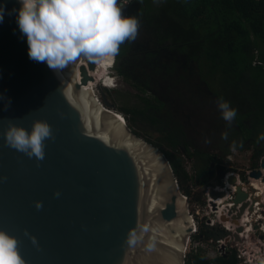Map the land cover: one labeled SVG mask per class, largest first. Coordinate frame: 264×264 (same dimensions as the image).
<instances>
[{
	"label": "water",
	"instance_id": "1",
	"mask_svg": "<svg viewBox=\"0 0 264 264\" xmlns=\"http://www.w3.org/2000/svg\"><path fill=\"white\" fill-rule=\"evenodd\" d=\"M0 5V229L17 238L26 264H186L194 218L166 153L124 126L105 98L103 107L90 96L95 62L79 57L57 74L29 59L16 21L20 0ZM36 119L54 133L42 161L9 147L3 135L9 120L30 131ZM228 183L236 185L231 200L213 187L209 196L232 203L238 218L262 199L235 175ZM204 229L217 240L232 234Z\"/></svg>",
	"mask_w": 264,
	"mask_h": 264
},
{
	"label": "trees",
	"instance_id": "2",
	"mask_svg": "<svg viewBox=\"0 0 264 264\" xmlns=\"http://www.w3.org/2000/svg\"><path fill=\"white\" fill-rule=\"evenodd\" d=\"M132 4H136L137 8H130ZM128 11H137V19L149 31L134 52L137 62L140 65L148 63L150 68L157 69L164 65L158 58L179 54L184 56L185 63L190 67L196 64L201 81L208 84L219 99L229 102L236 109L235 122L244 133L243 137L254 138L256 165L264 155V141L257 142V137L264 133V0H131ZM130 42L121 44L124 51L130 49ZM172 61L171 71H176L178 63L175 59ZM139 64L136 68L145 70L144 76L152 83L153 75ZM122 70L119 71L118 67L121 75L125 74ZM179 76L186 78L185 75ZM109 80L111 83L107 82ZM107 81L101 84L110 88L115 85L114 77ZM138 84L147 89L151 87L146 82ZM140 97V106L121 108L126 116L129 115L128 121L134 125L142 121L153 126L164 133L162 144L178 150L183 144L181 137L185 135L181 120L177 121L179 127L175 123L173 126L168 123L162 125L156 112L162 106L160 100L152 98L154 96ZM241 144L237 143V148L245 147ZM164 151L185 195L191 201L204 204V190L189 196L191 192L186 184L191 179L195 184H204L200 179L209 169L206 154L200 156L199 152L192 153L187 149V155L194 156L198 161L194 165L195 176H192L186 172L178 154ZM202 232L205 233V230ZM186 264H238V259L233 253L211 260L199 251L189 254Z\"/></svg>",
	"mask_w": 264,
	"mask_h": 264
},
{
	"label": "clouds",
	"instance_id": "3",
	"mask_svg": "<svg viewBox=\"0 0 264 264\" xmlns=\"http://www.w3.org/2000/svg\"><path fill=\"white\" fill-rule=\"evenodd\" d=\"M20 5L15 10L16 21L21 34L27 38L29 59L46 62L57 74L81 56L95 63L113 58L109 68L115 69L113 65L117 62L121 44L134 41L140 27L135 16L122 14L118 0H20ZM4 12V6L0 5V22ZM10 104L8 98L5 110ZM217 107L230 127L237 115L236 109L222 98ZM3 135L9 147L37 161L45 157V140L54 139L51 125L41 119L33 121L30 131L9 120ZM222 139H228L227 132L222 134ZM259 141H264V133L257 137ZM230 147L235 151L237 142L233 141ZM55 195L59 197L60 193ZM42 206L41 201L35 202L37 209ZM31 240L34 245L37 243L35 236ZM18 244L15 236L0 229V264H26Z\"/></svg>",
	"mask_w": 264,
	"mask_h": 264
},
{
	"label": "rangeland",
	"instance_id": "4",
	"mask_svg": "<svg viewBox=\"0 0 264 264\" xmlns=\"http://www.w3.org/2000/svg\"><path fill=\"white\" fill-rule=\"evenodd\" d=\"M130 8L136 9L137 8L136 4L135 5L132 4ZM138 15L139 14L137 11L134 12L128 11L127 13V16H135L136 18L138 17ZM146 28L147 26L140 22L137 38L130 45V49H128L129 51H131V47L137 48L135 44L140 43L141 41L143 42V40L146 37V34L149 35V31H147ZM141 31L143 33H141ZM138 39L140 40L138 41ZM164 56L165 55L160 57L161 59L158 58L159 62L161 61V63L164 64L163 66L161 65L160 68L159 67H157V69L155 68L156 70L154 72L151 70L152 68H149L148 72L154 76L153 78L155 79V81L150 83V81L146 77L141 78L140 81L142 82L146 81V83L151 84L155 92H158L160 90V94L162 92L161 91L162 87L168 85L169 86L168 96L171 97V102L175 109H172L171 106L165 107L164 117L166 119H170L172 113L177 112L178 115L174 123H176L179 120H181L183 124L189 123L190 126H187L188 128L184 126V129L188 130L187 133L190 136L189 139H193L194 142H196L202 149H209L210 152L214 151L223 155V152L228 146L225 143L219 145L217 138L218 136H221L224 132H226V130L229 131L231 126L229 127L227 122L222 118L221 111L217 107V102H214V99H212L211 97L204 98L202 96V93H200L202 92V86L203 89H206V87L204 84L205 82L203 83V81H201L199 75V67L196 66V64L195 65L191 64V67L190 65H187L185 63L186 60L183 55L171 54L169 56H165V57ZM155 57L157 58V56ZM174 59L178 63L176 67L177 70L171 71V67H172L171 63L174 62L172 61ZM113 66L115 67L116 64L114 63ZM108 71L109 70L107 69V74L100 83L96 85L92 83L91 89L94 94V97L98 100V102L101 103L103 106H105L104 103V98H105L107 102H109L112 105L113 111L122 114L124 116L126 120V124L129 125L132 130L139 133L138 134L139 136L151 142L153 145L160 148L161 150L163 151L168 150L170 154L173 153L178 154L179 158L182 161L183 167H185L186 172H188L189 175L195 176L194 165L196 163L195 162L196 158L193 156L192 159V157L188 156L186 150L183 148V145H181L178 150H173L170 148V146L168 147L166 144L164 143L162 144V138L164 136L163 132H160L158 129L154 128L153 126L147 125L142 121H140L138 125L131 124L130 121H128L129 115L126 116L122 111L121 108L123 107H131L138 105L140 106L142 104V100L140 96L143 97L152 96V94L148 92V89L139 86V84L136 83L134 84L131 80L123 79L121 75H117L118 72H116L115 69H110V72ZM167 72L170 74L168 78L169 80H167L166 76L164 75L166 74L168 77ZM179 74L183 76L185 75L186 78L183 79V77H180ZM112 77L115 78V83H114L115 86L113 88H105V86L101 83L103 81H107L108 79H111ZM199 83H201V85L198 87ZM208 89L209 88L207 87V90ZM219 114L221 116L220 120L218 118ZM231 125L236 126L234 124V121L232 122ZM204 134L206 135L204 136ZM203 137H207V140L204 141ZM222 140L227 143L230 141L229 137L227 140L225 139ZM236 142L239 143V141ZM240 143H243V141ZM246 144H249V142H246ZM189 149L191 150L192 147L190 146ZM240 149L244 150L243 151L244 153H239L237 157L235 156L234 163L232 161H229V159L228 161L220 160L221 162L224 161L227 170L233 171V170H237V168H242L243 166H245L243 164L249 161L248 159L249 156L251 155L253 145L249 144L248 147L246 145L245 147ZM231 151L232 150L230 149V152ZM226 154H229V152L224 153L225 157ZM258 161L260 163L261 157ZM258 168H254L253 171H258L259 170ZM200 180L201 181L208 180L209 186L207 184L206 185L195 184L194 181H192L191 179L186 184L187 188H189L191 192L189 196L195 194L197 191L202 192L204 190L203 195H205V197L207 198L206 194L207 192H209V189L211 187L214 188L215 185L219 184V182H217L218 180L214 178L212 179L207 178L206 175H203ZM206 181H204V183ZM182 189L181 191L185 195L184 193L185 191ZM189 203H190L189 208L191 212L193 211L199 212L201 216H203L205 213H209L210 216H213L210 213L209 208H206V204H205L206 202L204 204L196 203L194 201H191L189 198ZM245 213H247V210H245L244 213H242V215H245ZM225 218H227V213L225 214Z\"/></svg>",
	"mask_w": 264,
	"mask_h": 264
},
{
	"label": "built area",
	"instance_id": "5",
	"mask_svg": "<svg viewBox=\"0 0 264 264\" xmlns=\"http://www.w3.org/2000/svg\"><path fill=\"white\" fill-rule=\"evenodd\" d=\"M129 2L130 0H121L119 3L122 8H126ZM84 58L86 57L81 56V60H84ZM263 160L264 155L261 157V161ZM248 172L250 173L252 170ZM235 175L238 177L237 182L242 183L245 187L246 183L240 180V174L235 173ZM260 182H262V178ZM222 189L227 191L228 200H231L235 196V185L228 186V188L224 186ZM258 191L262 192L261 197L263 196V199L260 201L257 199L253 210L251 212L247 210V213L241 215L239 218L237 217L239 213L233 209L232 203L229 204L227 210L222 211L223 203L220 202L221 199H212L208 192L206 208H209L213 216H210L209 213L201 216L199 212H191V216L194 218V228L188 239L186 258L189 254L199 251H202L205 257L211 260L222 255L234 253L237 256L238 264H264V185ZM260 193L257 192L256 196H259ZM240 207L241 205L238 206V208ZM226 213L227 218H225ZM205 224L216 227V233L231 231L232 234L217 240L208 235L204 229ZM239 228H242V231L238 232ZM203 229L205 233L202 232ZM235 234H239L240 239H236Z\"/></svg>",
	"mask_w": 264,
	"mask_h": 264
},
{
	"label": "flooded vegetation",
	"instance_id": "6",
	"mask_svg": "<svg viewBox=\"0 0 264 264\" xmlns=\"http://www.w3.org/2000/svg\"><path fill=\"white\" fill-rule=\"evenodd\" d=\"M127 13L128 12L126 10V14H125L126 16H127ZM138 41H139V39H138ZM132 43H133V41H131L129 43V47H130V45ZM135 45H136V47H138V43H136ZM123 49H124V47H123V45H121L120 46V51H119L120 52L119 53V58L117 57V62H116L115 70H116V72H118V67H119V71H121L123 69L122 72L125 73V74L121 75L118 72V75H121L123 79L131 80L134 84L135 83L138 84V83L142 82V81H140V79L145 77L144 75L146 74V72H145V70L136 68V64H139L137 62V58L136 59L134 58L135 57L134 56V52L136 51V48H132L131 47V51H129L128 49L124 51ZM139 66H141L143 68L145 67V68H147V71H149L150 66H149L148 63H143L142 65L139 64ZM151 70L154 72L156 69L154 68V69H151ZM129 74L131 75V77L129 76ZM164 75H166V74H164ZM136 78L139 79V81L136 80ZM168 78H167V80H168ZM154 81H155V79L153 78L152 79V82H154ZM203 83H204V81H203ZM93 84H95V83H93ZM144 84L145 83H143V85ZM204 84H205L206 89H203V86H202V92H200V93H202V96L204 98L211 97L212 99H214V102H218L219 98L215 94L214 90H212L208 86V84H206V83H204ZM200 85H201V83L198 84V87ZM168 87H169L168 85L165 86V87L163 86L162 89H161L162 92L160 94V90L158 92H155L154 88L151 85V87L148 89V92L151 93L152 96H154L153 97L154 99L157 97L158 100H160L159 103L162 104V106L159 107L156 110V112L158 113V119H160L163 122L162 125H164L165 123H168V124H171L173 126L174 125V122H175V119L177 118V115H178L177 112L172 113L170 119H166L164 117V108L165 107L171 106L172 109H175L173 107L172 102H171V97L168 96V91H169V88ZM207 87L209 88L208 90H207ZM218 118L220 120V118H221L220 114H219V117ZM233 121H234V124L236 126L231 125L230 130L229 131L226 130V132L228 133V137H229L230 141L228 143L225 142V141H223L222 140V135L221 136H218V138H217V141H218L219 145L225 143L228 146L225 149V151L223 152V155L222 154H219L217 152H214V151H211L210 152L209 149H202L196 142H194L193 139H189L190 136L187 133L188 130H185L184 129V126L187 127V126H190V125H189V123L183 124V131L185 132V135H184V137H181L182 140H183V144H181V145H183V148L186 151H187V148L189 149V147L191 146L192 149L191 150L189 149V150L192 153L193 152H199L200 153L199 154L200 156L206 154V160H207V162H209V169L207 170V172L204 175H206L207 178H211V179L214 178V179L218 180L217 182H219V184L215 185V187H214L217 190H219V189L222 190V188L224 186L226 188H228V186H233L232 184H229L228 183V178H229L230 175H235V173H239L240 174V180L242 182L246 183V184H251V180L254 179V177L251 176L254 168H258L259 167L258 168L259 169L258 171H260L261 172V176H263V169H264V167H263L262 163L264 162V160L263 161H260V163L258 161V163L256 164L257 166L252 165V164H254V157H255L254 154H255V148H256V146L254 144V138L252 136L250 138L249 137L248 138L243 137L244 136V133H242V130L240 129V127L237 126V123L235 122V119ZM124 122L126 123L125 120H124ZM175 125L177 127V125H178L177 122L175 123ZM178 127H179V125H178ZM168 129H172V128L168 127ZM206 134H209V133H206ZM206 134H204V136ZM203 139H204V141H206L207 140V137H203ZM233 141H235V142L236 141H239V143L243 141L242 144L244 146L247 145V147H248L249 144H252L253 145V149H252L251 155L249 156V159H248L249 161L247 162L248 164L247 163H244L243 165H245V166H243L242 168H237V170L230 171V170H227L226 169V166H225L224 161H226V160L228 161V159H229V161H232L234 163L235 156L237 157V155L239 153H244L243 152L244 150H242L240 148L236 149L233 152L232 151L230 152V149H231L230 145L232 144ZM246 142H249V144H246ZM228 152H229V154H226V157H225L224 156V153H228ZM234 153H235V155H234ZM190 157H192V159H193V156H190ZM196 160L197 159H195V162H196L195 164L198 163V161H196ZM220 160H224V161L221 162ZM222 170H224V172H225V176H224L223 180L220 179V174L223 172ZM249 170H252V172L249 173L248 172ZM203 181H206V180H203ZM226 181H227V183H226ZM208 183L209 182L207 180L204 184L205 185L206 184L208 185ZM239 184L242 185V183H239ZM206 196H207V194H206Z\"/></svg>",
	"mask_w": 264,
	"mask_h": 264
},
{
	"label": "bare ground",
	"instance_id": "7",
	"mask_svg": "<svg viewBox=\"0 0 264 264\" xmlns=\"http://www.w3.org/2000/svg\"><path fill=\"white\" fill-rule=\"evenodd\" d=\"M113 62V58H111V59H105V60H103V61H101V62H99V63H96V68H95V71H93V72H91L90 74H91V76H93V80H89V82L85 85L86 86V88H87V90H88V92H89V94H90V96H91V91H92V83H95L94 85H96V84H98V83H100L102 80H103V78L105 77V75L107 74V69L109 70L110 68H109V65L111 64ZM81 63L82 64H84L83 63V60H81ZM103 76V77H102ZM100 105L101 106H103L101 103H100ZM104 107V106H103ZM112 112H115V111H112ZM117 115H119L120 117H121V115L119 114V113H117V112H115ZM122 121H124V120H122ZM123 125L124 126H126V123L125 122H123ZM236 179L238 180V177L236 176ZM260 180H261V177L260 178H254V179H252V185L254 186V188L256 189V190H258L259 188H261V186L263 187V181L262 182H260ZM256 182V183H255ZM261 185L260 187H259V185ZM219 190H221V189H219ZM222 190H225V189H222ZM263 190V189H262ZM260 192V191H259ZM208 193V192H207ZM260 195H262V192L260 193ZM262 199H263V196L261 197ZM226 199H228V197L226 198ZM226 199L225 198H223V199H221L220 200V202H222L223 203V207H222V211H225V210H227L228 209V207L227 206H229V205H226ZM262 202V201H261ZM190 220V219H189Z\"/></svg>",
	"mask_w": 264,
	"mask_h": 264
},
{
	"label": "snow or ice",
	"instance_id": "8",
	"mask_svg": "<svg viewBox=\"0 0 264 264\" xmlns=\"http://www.w3.org/2000/svg\"><path fill=\"white\" fill-rule=\"evenodd\" d=\"M108 83H111V81L109 80V81H107Z\"/></svg>",
	"mask_w": 264,
	"mask_h": 264
},
{
	"label": "crops",
	"instance_id": "9",
	"mask_svg": "<svg viewBox=\"0 0 264 264\" xmlns=\"http://www.w3.org/2000/svg\"><path fill=\"white\" fill-rule=\"evenodd\" d=\"M260 187V186H259ZM261 188H262V186H261ZM218 258V257H217ZM216 259V258H215Z\"/></svg>",
	"mask_w": 264,
	"mask_h": 264
}]
</instances>
